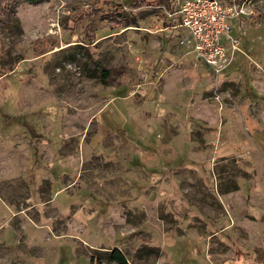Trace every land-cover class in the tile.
Segmentation results:
<instances>
[{"label":"rangeland","instance_id":"1","mask_svg":"<svg viewBox=\"0 0 264 264\" xmlns=\"http://www.w3.org/2000/svg\"><path fill=\"white\" fill-rule=\"evenodd\" d=\"M181 1L0 15V264H264V0H224L219 78Z\"/></svg>","mask_w":264,"mask_h":264},{"label":"built area","instance_id":"2","mask_svg":"<svg viewBox=\"0 0 264 264\" xmlns=\"http://www.w3.org/2000/svg\"><path fill=\"white\" fill-rule=\"evenodd\" d=\"M169 16L174 20L172 28L186 33L180 38V45L190 50L219 78L228 62L223 38L226 37L234 47L238 44L229 24L230 20L240 16L238 7L224 0H182Z\"/></svg>","mask_w":264,"mask_h":264},{"label":"trees","instance_id":"3","mask_svg":"<svg viewBox=\"0 0 264 264\" xmlns=\"http://www.w3.org/2000/svg\"><path fill=\"white\" fill-rule=\"evenodd\" d=\"M43 0H0V15L9 12L12 7L19 3H27V4H38ZM111 1L110 4H112ZM117 15V14H116ZM119 19V15L116 16V19H113L112 16L105 17L102 19L103 21L106 20L108 24H117ZM116 20V21H115ZM109 257L112 261L117 262L118 264H129L124 254L119 249H114L109 252Z\"/></svg>","mask_w":264,"mask_h":264},{"label":"crops","instance_id":"4","mask_svg":"<svg viewBox=\"0 0 264 264\" xmlns=\"http://www.w3.org/2000/svg\"><path fill=\"white\" fill-rule=\"evenodd\" d=\"M232 20H235V19H232ZM231 20V21H232ZM231 21H229V24H230V22ZM232 27V31H234V29L236 28V24H234L233 26H231ZM168 28H170V27H168ZM171 29H173L172 28V26H171ZM174 30H177V29H174ZM185 35H186V33H185ZM194 58H195V56H194ZM202 63V62H201ZM202 66L204 67V68H206L207 70H209V68L204 64V63H202Z\"/></svg>","mask_w":264,"mask_h":264}]
</instances>
